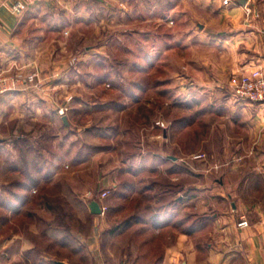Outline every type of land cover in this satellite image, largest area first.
<instances>
[{
    "label": "rangeland",
    "instance_id": "rangeland-1",
    "mask_svg": "<svg viewBox=\"0 0 264 264\" xmlns=\"http://www.w3.org/2000/svg\"><path fill=\"white\" fill-rule=\"evenodd\" d=\"M154 1L159 5L152 14L146 12L147 0H124L123 11L117 0L110 1L107 8L91 0L78 2L68 15L60 8L52 10L61 1L46 2L48 9L24 12L29 13L26 19L30 21L25 70L37 72L38 86L43 83L51 89L44 98L51 99L53 106H43L35 124L26 121V129L31 127L33 132L19 130L4 139L13 143L10 147L0 136V196L7 193L10 197L0 201V264H44V258L50 257L54 264H97L102 258L109 264H160L168 245L172 257L184 249L179 264L185 259L193 264L204 257L205 252H197L195 246L211 242L213 227L208 225L194 235L190 226L196 215L198 226L217 211L229 209L228 203L212 199L209 191L222 172L207 171L212 164L226 161L229 154L221 152L224 141L211 128L216 118L205 120L195 106H186L191 94L179 87L181 82L207 81L206 58L195 52L200 48L194 12L190 9L186 18L184 5H175L179 0ZM186 2L193 6V0ZM82 6L85 10H78ZM147 55L156 56L153 65ZM231 80L224 91L228 96L236 84ZM61 109H66L65 114ZM178 118L188 126L182 128L180 121L174 122ZM172 122L167 150L175 154L181 142V154L187 161L193 154L205 160L190 161L185 171L172 170L170 178L163 177L160 170L153 174L141 170L137 178L126 173L133 170L139 154L144 159L143 149L154 155L153 151L163 148L164 134L153 127L169 129ZM12 165L21 169L10 173ZM179 172L184 176L180 182L173 179ZM195 172L208 177L199 182ZM105 173L114 182L128 185L148 178L156 187L149 196L131 198L130 190L123 191L121 185L100 183ZM18 183L35 186L26 193L29 198L23 208L19 200L25 187ZM195 183L202 186V209L193 203L186 210L176 207L170 230L140 231L132 225L136 216L127 224L136 214L154 226L150 216L166 207L180 188L184 187L187 196L195 193L191 190ZM105 191L109 194L102 199ZM167 191L169 195L159 198L161 201L151 198ZM94 200L108 206L101 217L91 212ZM10 238L11 245H4ZM88 245L95 248L90 252Z\"/></svg>",
    "mask_w": 264,
    "mask_h": 264
},
{
    "label": "crops",
    "instance_id": "crops-1",
    "mask_svg": "<svg viewBox=\"0 0 264 264\" xmlns=\"http://www.w3.org/2000/svg\"><path fill=\"white\" fill-rule=\"evenodd\" d=\"M89 1L91 0H65L60 6L52 5L51 8L52 10L60 8L68 15L71 11L76 10L78 2L83 4ZM110 1L112 0H98V3L101 7L107 8L106 6L111 3ZM10 2L12 0H0V74L16 71L33 72L25 70L27 25L30 22L29 19H26V14L48 9L49 3L44 2L31 7L27 13L18 16L13 14L8 7L7 4ZM117 2L120 4L119 9L123 11L124 0H117ZM156 4L159 5L154 0H147V14L153 13ZM175 5H184L186 18L189 10H193L194 14L191 13L193 15L192 20L194 18V22L199 25L195 38L196 45L200 49H196L198 51L195 52L196 54L202 52L207 63L204 64L205 66L202 65L207 71L204 78L207 81L202 80L192 84L181 82L179 87L191 94L190 99H186L189 102L186 103V106H195L196 112L205 120L209 117L214 118V121L216 118L217 122L212 124L211 128L218 132L224 141L221 152L229 154L226 161H218L207 169L210 173L222 172L219 177L214 178L213 184L209 186V191L212 192V199L218 198L221 200L219 203H228L229 209L223 208L217 211L206 224H203L199 217L201 224L198 226L196 225V215L194 225L190 226L194 228V235L201 234L204 227L208 225H212L213 228L211 242L205 246H195L197 252L200 250V253L204 251L205 254L203 258H197L193 264H264V102L242 100L237 98L234 92H230L229 96L224 93L230 77L233 83L237 76L244 71L254 68H260L264 71V0H249L246 6L238 5L234 1L225 4L224 0H193L192 7H189L191 5H188L186 0H179L178 4L175 3ZM78 10H85L84 6ZM147 56L151 57L150 63L153 65L156 56ZM21 67L24 69L21 70ZM48 90L51 89L46 84L39 83V86L31 85L24 90L6 93L0 99V136H3V143L6 147H10L13 143L11 141L6 142L4 139L14 137L12 133L15 134L19 130L33 132L31 127L26 129L29 127L26 121L30 120L31 124H35L38 118L42 116L43 106H53L51 99L44 98V96L49 95ZM205 105L209 108L204 107ZM21 106L24 108H19ZM197 117H199L198 114L195 118ZM56 120H58L57 116L55 117ZM181 120L183 119L178 118L174 122L180 121L182 128L188 126L186 120ZM197 120L198 118L194 119L193 124H197ZM174 122L169 126V129L165 130L160 126L153 127L161 129L164 134L161 141L163 148L153 151L156 156L155 154L152 155V150L143 149L144 159L140 158L141 154H139L133 170L127 169L125 170L126 173L130 172L134 178H137L141 174V170H146L152 174L160 170L163 171V177H169L174 169L185 171L190 168L188 167L190 161L197 164L199 160H205L201 155L193 154L187 161L181 154L183 147L181 142L177 143L179 149H174L176 150L175 154H171L167 150L172 139ZM6 128L7 132H5ZM19 136L21 137V135ZM152 137L158 139L155 134ZM175 139L177 140L176 137ZM10 150L12 151V149ZM9 169L11 173L20 170L21 167L12 165L9 166ZM121 171L124 172V169ZM123 172H120V176L124 175ZM195 174L200 176L196 177L199 182L208 177L206 173L195 172ZM182 175L183 172H179L177 177H173V179L175 178L180 182L181 178L184 177ZM201 179L202 181H200ZM100 183L105 186L121 185L123 191L130 190L131 198L140 194H150L154 192L156 187V182L148 181V178L147 181L137 179L136 182L132 181L130 185L122 184L120 180L114 182L111 174L108 173L100 177ZM18 185L23 186L21 183ZM34 188L35 186L23 188L25 191L22 192L23 195H20V208L25 207L28 201L29 197L26 193L29 190L33 191ZM201 188V185L195 183L194 187L191 188L195 193L189 196H187L184 187L180 188L178 195L168 201L166 207L158 209L150 216L154 221V226H150V222L145 218L133 222L132 225L139 226L140 231L150 232L156 229L157 232H164L167 229L170 230L174 224L176 207L186 210L188 203H193L196 208L200 207L199 205L204 200ZM183 189L185 192H182ZM164 195H169V192H163L160 196L153 194L151 198L160 200L159 198L162 197L164 199ZM6 200H10L7 193L6 195L3 194V197L0 196V201ZM213 206L215 208L216 204L213 203ZM201 207L200 209H202ZM97 216L99 217V215ZM242 219H247L249 226L239 227L238 224ZM183 226L185 225L183 224ZM12 241L13 238H10L4 245H11ZM88 247L90 252L95 248L94 245H88ZM183 250L179 249L176 255L174 254L172 257L170 246H165L158 263L179 264V257L184 255ZM44 259V264H54L51 257ZM97 264L109 263L102 258L98 260ZM135 264L141 263L136 262ZM181 264L192 263L185 259Z\"/></svg>",
    "mask_w": 264,
    "mask_h": 264
},
{
    "label": "built area",
    "instance_id": "built-area-1",
    "mask_svg": "<svg viewBox=\"0 0 264 264\" xmlns=\"http://www.w3.org/2000/svg\"><path fill=\"white\" fill-rule=\"evenodd\" d=\"M62 2L63 0H12L8 5L11 12L15 15H21L28 11L31 7L37 6L43 2ZM233 0H224L225 4L232 3ZM31 85H38L37 72H22L16 71L8 74H0V99L9 92L27 89ZM234 94L242 100L264 102V71L260 68H254L249 71L242 72L234 86ZM66 109H61L60 113L65 114ZM158 125L161 123H157ZM161 126H164L162 123ZM109 192L105 191L101 198H106ZM102 213L104 215L108 210L106 204L100 203ZM239 227L249 226L247 219H242L239 222Z\"/></svg>",
    "mask_w": 264,
    "mask_h": 264
},
{
    "label": "water",
    "instance_id": "water-1",
    "mask_svg": "<svg viewBox=\"0 0 264 264\" xmlns=\"http://www.w3.org/2000/svg\"><path fill=\"white\" fill-rule=\"evenodd\" d=\"M234 3L238 4V5H242V6H246L249 3V0H233ZM64 120L66 121V117H64ZM91 212L94 214H101L102 213V209H101V205L98 201L94 200L91 205Z\"/></svg>",
    "mask_w": 264,
    "mask_h": 264
},
{
    "label": "trees",
    "instance_id": "trees-1",
    "mask_svg": "<svg viewBox=\"0 0 264 264\" xmlns=\"http://www.w3.org/2000/svg\"><path fill=\"white\" fill-rule=\"evenodd\" d=\"M23 187H25L24 185H23ZM122 195V194H121ZM140 202V201H139ZM139 202H137L138 204H140ZM12 206H14V204H12ZM11 206V207H12ZM135 216H136V218H135ZM133 217L135 218L134 219V221H140L141 219H140V216L138 215V218H137V215L135 214V215H133V216H131L130 218L131 219H129V220H127V224H129L131 221L133 222ZM140 219V220H139Z\"/></svg>",
    "mask_w": 264,
    "mask_h": 264
}]
</instances>
